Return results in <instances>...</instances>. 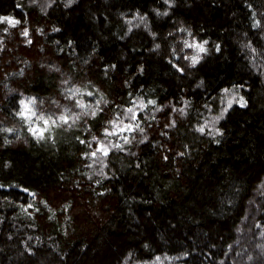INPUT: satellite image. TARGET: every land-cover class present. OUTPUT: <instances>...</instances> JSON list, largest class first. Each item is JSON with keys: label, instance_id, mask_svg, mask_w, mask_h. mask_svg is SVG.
I'll use <instances>...</instances> for the list:
<instances>
[{"label": "trees", "instance_id": "1", "mask_svg": "<svg viewBox=\"0 0 264 264\" xmlns=\"http://www.w3.org/2000/svg\"><path fill=\"white\" fill-rule=\"evenodd\" d=\"M169 2L0 0V264H264V0Z\"/></svg>", "mask_w": 264, "mask_h": 264}, {"label": "snow or ice", "instance_id": "2", "mask_svg": "<svg viewBox=\"0 0 264 264\" xmlns=\"http://www.w3.org/2000/svg\"><path fill=\"white\" fill-rule=\"evenodd\" d=\"M165 3H169V7H171V3L169 2V0H165ZM157 14L158 15H161V14L167 15L168 13L167 12H164V13L158 12ZM137 15L139 16V14H137ZM144 19H146V18L140 17L141 22H143ZM4 21H7V23L9 25H15V24L19 23V21H16V20H13V19H10L7 17H0V22H4ZM128 23L131 24V21H128ZM255 26L259 27L260 21L257 20L255 22ZM56 30L58 31V29H56ZM181 31H185V29H181ZM188 34L191 35L190 32ZM24 35L25 36L28 35L27 31L24 32ZM30 42L31 41H29V43ZM204 43L206 44L207 41H205ZM184 44H185L186 48H193V49L197 50L196 55H192L191 57H186V59H190L192 65L195 66L199 62V59H200L199 53H204L206 51L204 44H197L195 42L189 43L188 41H185ZM157 47H159V45H157ZM253 51H255V50H253ZM225 92L227 93L228 90L225 89ZM86 94L89 96L92 95L91 92H87ZM77 95H83V93H81L80 89H78V88L71 89V90H69V97L68 98L74 99ZM101 100H103L102 96H101L100 100H98L96 102V105H97L96 108H92L91 105H85L82 100H77L76 105L80 108L85 109L84 115H88L89 114L88 109H91L90 114L92 116H95L97 111L99 110V104H100ZM234 101H236V97L232 96V98L227 101V107L224 108L221 115L212 118L213 122L222 119L224 113L227 112L228 108H230L232 106ZM236 102L239 103L241 107L245 106L243 97H240V99ZM104 103H107V101L105 100ZM21 104H22V111H20L18 113V115L21 118L28 121L29 124L31 125L33 117H36V112L34 110H31L29 108V105H34L35 100H28L27 102L21 101ZM148 104L154 105L155 101L149 100ZM137 107H139L141 110H143L144 108L147 107V105H145L144 101L141 99L139 104L137 105ZM180 111L183 112V109H180ZM126 112L131 114L130 122L128 124H124L123 121H120L119 123H117L116 121H113L112 122V131L106 130V132H105L106 136L118 135L119 133H123L125 131L131 132L135 129H139V131L141 133L143 132V129L140 128V124L137 121V115H136L135 109L134 108H127ZM36 118L38 121L43 122L44 127H42V128L41 127H30L29 131L32 132V134L34 136H36L37 139L42 140L45 138V135H44L45 132L50 133L51 129L53 127H60L61 125H68L69 128L72 127V125L75 124L80 119V114L72 113L71 109L65 108L64 111L59 116L49 115L47 118H45L44 116H39ZM70 121H71V123H70ZM132 122H135V123L133 124ZM121 125H123V126H121ZM206 126H207V124L204 126H201L197 130L199 132L203 133L205 131ZM0 130L5 131V132H9V133L14 131L13 129H9V128L0 129ZM217 132H218V130H217ZM93 139H95V137H93ZM120 139H122L124 141V144H128L131 142L127 137H124V136H120ZM133 139H134V137H133ZM81 143H84V141H81ZM97 145H98L97 148L90 154V156L92 158H96V159H99V157L97 156L98 153L100 155L106 157L109 153V150L113 147L118 148L121 151L124 150L123 146L119 143L113 145L111 142L106 144L103 141H97ZM257 227H259V225H257Z\"/></svg>", "mask_w": 264, "mask_h": 264}, {"label": "rangeland", "instance_id": "3", "mask_svg": "<svg viewBox=\"0 0 264 264\" xmlns=\"http://www.w3.org/2000/svg\"><path fill=\"white\" fill-rule=\"evenodd\" d=\"M134 23V22H133ZM228 99H227V101L229 100V99H231L232 97L231 96H228L227 97ZM227 101H226V104H227ZM207 124V126L205 127V130L206 131H208V133H214L215 131H216V121L215 122H213V120H212V117L211 118H209L208 120H206L204 123H203V125H206ZM106 144L108 143V142H105ZM98 157H99V160L101 159V157H103L102 155H100L99 153H98Z\"/></svg>", "mask_w": 264, "mask_h": 264}]
</instances>
